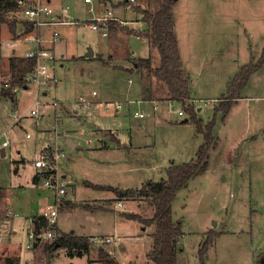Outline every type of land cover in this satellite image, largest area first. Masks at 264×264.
I'll return each instance as SVG.
<instances>
[{
    "label": "rangeland",
    "instance_id": "1",
    "mask_svg": "<svg viewBox=\"0 0 264 264\" xmlns=\"http://www.w3.org/2000/svg\"><path fill=\"white\" fill-rule=\"evenodd\" d=\"M159 1L150 0L148 6L147 4L143 5L146 9L154 11L158 9ZM64 3L72 10L74 9L73 0H64ZM77 8L80 9L77 17H83V4L79 2ZM173 19L181 56L189 73L198 82L197 90L194 91L196 102L193 105L196 119L201 121L203 126L215 119L214 143L216 140V148L210 151L207 158L206 170L192 178L188 187L179 191L172 202V216L175 221L180 222L181 231L184 233L176 244L178 250L176 264H199L198 249L207 238L208 232L217 237L208 248L205 257L206 264H264V136L261 137V140H256L255 145L251 148L246 146V143L245 147L246 151L249 149L248 161L250 163L246 169L235 170V172L226 170L222 175L225 180L219 179L222 166L220 158L224 148L242 133L249 132V136H251L256 135L260 128L264 131V62L252 78L253 81L245 89L247 96L253 98L258 96V99H253L250 106H247L246 102L239 103L240 105L234 107L225 120V117L222 118V113L216 114L214 109L221 103L222 98L226 97L227 83L235 76L239 67L255 63L261 56L264 48V0H177ZM64 27L56 29L60 35V40L55 43L58 60H61L58 49L62 44L65 53L79 56L85 47L90 45L95 49L96 42L103 40L98 32H91L82 26ZM2 41H5V38L0 35V42ZM61 64L59 61L54 71L56 79L62 81L56 88L49 85L41 87L37 92L36 86L30 85L28 90L16 92L18 100L16 108L19 112L18 115L23 117L22 129L18 126H9L14 118V107L11 101L0 102V133L2 134L0 147L4 141L8 142L7 160L0 158V178L7 182H13L15 177L13 176L11 179V168L8 164L18 156H22L26 160L25 167H23L25 171L18 181L24 188L17 190L12 199L14 207L20 211L17 212L22 218L29 216L28 209L33 210L34 208L29 202L33 189L24 183L29 176L30 161L33 160L35 153L40 152L41 145L49 143L53 146L54 142L49 136L42 140L39 131L46 130V134L54 133L53 138L56 137V133L53 131L54 103L57 100L73 110L80 107L77 102L81 97L90 102L86 94L90 95L91 92H95L101 98L99 87L103 82L96 84L87 80L84 82V75H79L77 71L80 66L70 65L61 69ZM97 67H102V65L98 63ZM1 71L4 75L7 73L5 70ZM93 71L98 75L99 69L96 68ZM8 80L7 84L2 82L0 87L10 86V78ZM49 87L53 89H48V94L44 96L43 93ZM113 87L116 89V97H113V100L101 98V101L125 100L119 86L115 83ZM117 90H119V94H117ZM32 104L37 110V116L34 118L29 114ZM198 108L201 111H198ZM129 111L131 120L122 121V125L128 128V123L131 121V125L138 126L141 123L145 127V120L132 119L134 111H139V107L133 104ZM168 111L171 123L165 129L157 132V143L159 138L161 142L156 146L160 153L169 157L170 160L188 163L195 157L196 151L199 149L197 147L198 149L194 151V144H198L200 147L203 138L197 135L196 128L190 121L186 125H180L182 120L189 118L188 113L183 110L181 105L176 102L170 104ZM179 111L185 113L183 118L178 116ZM43 116L44 122L40 123ZM116 121H120V119H116ZM116 121L109 120L111 124ZM62 122L60 127L63 128L58 130L60 131L58 134H63L64 130L72 132L77 129L72 120ZM3 131H6L7 135H4ZM31 133H33V139L27 140L26 135ZM111 138L113 137L111 136ZM87 139H90L88 135L80 140L74 137L78 146L81 147L83 141ZM60 145L61 149L70 152L66 147V149L63 148L64 141H61ZM243 149L244 147L241 151ZM9 155H11V159H9ZM89 173V177L96 178L91 175V170ZM64 182L68 186L66 194L59 198L62 203L66 201L67 195L71 191L69 186L75 184L69 176L65 177ZM46 192L54 194L50 189ZM77 193V197L82 201L94 200L101 194L107 195L92 189L82 190V188L77 189ZM134 201L141 207L139 213L142 217L150 218L152 216L153 209L148 199L136 197ZM52 204H54V199ZM85 205L101 209L110 204L101 202L99 205L87 203ZM57 219L64 221L70 219L71 223H79L90 234L97 232L93 228L97 227L98 223L105 226V232L109 231V226L112 230L114 223L113 215L104 213L89 216L81 212H62L59 213ZM124 223L120 227V233L129 237H124L119 244H114L115 261L118 264H151L147 255L151 251L149 249L153 241L152 237L145 235L142 239L135 238L136 234L140 233L138 223L128 221ZM27 230L26 226L25 229L18 230L11 241L12 246L20 247L21 264L26 262V257L32 251L39 255L38 259L41 260V263L48 261V253L45 252V248L50 244L42 243L32 250H26ZM107 245L109 244L102 246L92 244L89 254L98 259L97 250L101 248L107 252ZM49 251L51 252V249ZM60 253L62 254V251ZM61 259L65 260L63 254ZM64 260L58 264H65ZM68 262L70 260L66 261L67 264ZM72 262L86 264V259H74Z\"/></svg>",
    "mask_w": 264,
    "mask_h": 264
},
{
    "label": "crops",
    "instance_id": "2",
    "mask_svg": "<svg viewBox=\"0 0 264 264\" xmlns=\"http://www.w3.org/2000/svg\"><path fill=\"white\" fill-rule=\"evenodd\" d=\"M149 1L150 0H139V2L138 0H90V2H85V0H73L74 9L72 10L65 5L64 0H45L46 4L50 6L55 13L58 15L65 14L69 21L78 22V25H61L56 27V29L64 26H82L91 32H98L100 37L103 39L102 41L96 42L95 49L90 45L85 47L79 56H73L70 55V53H65L62 44L58 49L60 51L58 52L60 55L59 58H61V60L58 61L62 63L60 66L61 69L70 65L80 66L77 71L79 75H84V82H86L85 80L88 82L91 81L92 84L103 82L99 87L100 97L103 99L113 100V97H116V89L113 87L115 83L119 86L121 94L125 97L124 101L103 102L100 100L101 98L98 97V93L94 96L91 92L90 95L86 94V96H88L87 99L90 101V105L82 106V104L78 101L77 104L80 105V107L73 110L69 109L66 104H62L56 100L53 105L55 121L53 131L56 133V137L53 138L54 133L46 134V130L39 131L41 132L40 135L42 140L49 136V138L51 137L50 139L54 141L52 143L53 146L49 143L41 145L39 149L40 152L42 149L47 148H50L53 151L61 152V173L64 178L69 176L76 184L69 186L71 191L68 193L67 199L64 201V205L59 207L57 218L59 217V213L62 212H81L89 216L102 213L113 215L114 220L112 230L111 226H109V231L105 232V226L98 223L97 227L93 228V230H96L97 232H95V234H90L79 223L74 224L71 223L70 219L64 221L56 218L57 225H55L57 231H59L61 235L70 234L78 238L112 237L113 240L109 243V245H107L106 250L107 253H109L114 259L116 254L114 244H119L122 238L129 237L121 235V225L125 224L124 222L126 221L135 222L122 217L121 214L130 213L141 216L139 213L141 207L135 203V198H117L110 191L94 190L93 188L87 186L86 182L98 186L102 185L117 189L121 188L123 190H136L140 189L145 183H147V181L160 182L166 180V170L172 164H187V162L179 163L174 159L170 160L169 157L163 156L156 146L161 142L159 138L157 143V132L165 129V127L171 123V120H169V105L178 102L169 98V96L164 93L162 85L155 79L154 76H149L146 71L140 70L136 67V60L139 59H151L152 67H156L159 63L158 53L150 46L149 41L137 35L138 33L145 32L148 29V25L143 21L142 15L135 9L138 7L146 9L143 4H147L148 6ZM79 2L84 6L83 17H77L80 10L77 8ZM96 18H107L106 36H102L101 31H94L85 25L89 22L98 23V21L95 20ZM10 21L13 20L10 19ZM51 29L52 27L47 29L45 32L46 36H49ZM174 31H176V25H174ZM0 35H3L5 38V41L0 42V84H2V82L7 84L9 82L8 79L10 78L9 61L12 57L21 58L25 52V48L22 45L15 44L16 34H13L7 25L0 26ZM90 50L92 55L88 56ZM52 51L56 56L55 45L52 47ZM179 53L182 58L180 46ZM98 63H100L102 67H97ZM182 63L184 72L191 81L190 104L193 106L196 102L194 91L197 90L198 82L189 73L183 58ZM96 68L99 69L98 75L93 71ZM1 70H5L7 73L4 75ZM257 72L258 70L255 71V74L249 78L247 84L241 90L240 98L232 104L230 111L225 116L224 120L230 112H232L234 107L239 106L243 102H246V105L250 106L253 99L256 100L259 98L258 96L255 98L249 97L246 95L245 91V89L253 81L252 78L257 74ZM237 73H235V75H237ZM61 83L62 81L59 80V82L52 87L56 88ZM52 87L47 88L43 95H47L48 89H53ZM101 88H103V91H101ZM21 91L22 90L18 92L20 93ZM118 91L119 90H117V94H119ZM4 100L11 101L14 107V118L9 126H18L22 129L23 125L21 124V121L23 117L18 115L19 112L16 108L18 104L16 93L13 92V96L11 98H4L0 96V102ZM104 104H108V108H104ZM133 104L139 107V111H134L132 119H138L140 121L145 120V127L141 123H139L138 126L131 125V121L128 123V128L122 125V121H125L126 119L131 120V112L129 109L130 106H133ZM116 105H118L117 108ZM34 108V104H32L31 109ZM197 110L201 111L199 108ZM184 116L185 113L183 116L179 117L183 118ZM31 117L34 118L35 116L31 115ZM110 119L115 121L116 119H120V121H116L114 124H111L109 122ZM66 120H72V123L77 129L72 132L64 130L63 134H58L60 132L58 130L63 124L62 121L65 122ZM185 120H187V118L180 122L181 126L188 123V121L185 122ZM43 122L44 116L42 117L40 123ZM35 127L37 128V125H35ZM3 133L4 135H7L6 131H3ZM27 135V140L31 138L33 139V133H31L29 137H27ZM85 135H88L90 139L83 141L82 147L78 146L79 144L76 140H74V137L80 140ZM111 136L113 138H111ZM263 136L264 131L260 128L256 135L249 136V132L242 133L230 145H227L223 150L222 157L220 158L222 166L220 167L221 175L219 179L222 181L225 180L222 178V175L226 170L235 172V170L246 169V167L250 164L248 161L249 149L246 151V143V146L251 148L255 145V141L261 140V137ZM61 141L65 142V146L63 147L62 145V147L64 149H69L70 152L61 149ZM215 144L216 140L213 147L209 150L208 156L210 151L216 148ZM7 146L8 142L6 146L2 147L1 145L0 147V158L2 160H7ZM197 147L199 148V145L194 144V151L195 149H198ZM242 147H244V149L241 151ZM9 159H11V155H9ZM10 164H8V166L11 168V179L14 176V181L7 182L6 180L4 181L0 178V264H21V250L19 246L11 245L12 237L17 234L18 230L25 229V226L28 227V232L32 229L33 221H35V219L38 218L45 211V209L53 203L54 194L50 192L47 193L46 189L42 188L39 184L37 179V170L33 167L31 160L28 172L29 176L25 179L24 183L30 189H33L29 202L34 208L33 210L28 209L27 213L29 216L22 218L17 212L19 210L14 207L12 199L17 190L24 188V186L20 185V182L18 181L20 180L21 174L25 171V168L23 167H25L26 160L22 156H18L17 159H12ZM89 170H91V175H94L96 178L89 177ZM79 188H82V190L92 189L107 195L101 194L99 198H95L94 200L82 201V199L77 197V189ZM101 202L109 203L110 205H105L96 212L85 208L82 209L80 207V205H84L86 203L99 205ZM251 214H253L252 211ZM143 218L150 219L152 217ZM135 223H138V229L140 232L136 234L135 238L138 237L139 239H142L145 235L148 237L151 236L153 226H145L138 221ZM152 243L149 251L152 248ZM46 249L47 248H45V252L48 253V261L41 263V260L38 259L39 255H37L35 251H32L30 255L26 257L27 259L24 264H58L59 262H62L61 260H64H60L62 254L65 258V264H67L66 261L68 260H70L68 264H74L72 262L74 259H86V264H104V262L96 257L80 253V251L75 249L57 248L55 250H51V252L49 250L46 251ZM60 251H62V254ZM89 259L91 261L90 263L88 262Z\"/></svg>",
    "mask_w": 264,
    "mask_h": 264
},
{
    "label": "trees",
    "instance_id": "3",
    "mask_svg": "<svg viewBox=\"0 0 264 264\" xmlns=\"http://www.w3.org/2000/svg\"><path fill=\"white\" fill-rule=\"evenodd\" d=\"M177 0H160L158 9L151 11L140 7L135 10L142 15L143 21L148 25L145 32L137 35L149 41L150 46L158 53L159 63L156 67H152L151 59L136 60V67L146 71L150 76L162 85L164 93L169 98L177 101L183 110L188 113L190 121L196 128L197 134L203 138L202 144L195 154V158L187 164H172L166 170V180L160 182L147 181L140 189H117L109 186H98L86 182V185L94 190H105L112 192L117 198H145L148 199L153 209L152 218L145 219L141 216L122 213L121 216L128 220L140 222L145 226H154L151 232L153 239L152 248L147 255L151 264H176L178 250L176 244L178 239L184 235L181 231V224L175 221L172 216V202L176 194L182 189L187 188L189 181L195 176L203 173L208 165V152L213 147L215 119L208 122L204 126L201 121L196 119V111L190 104V78L185 74L183 69L182 58L179 53L178 40L174 31L173 10L176 7ZM17 11L16 0H0V26L7 25L13 34L16 33L15 22L10 21V14ZM264 62V48L261 56L255 63H250L240 67L237 75H235L226 86V97L222 98L221 103L216 106L215 113H222L224 118L236 100L240 98L241 90L247 84L249 78L255 74ZM10 63V86L0 87V96L11 98L13 96V88L22 84V77L33 68L32 60H24L19 57H12ZM91 211H99L89 205H82ZM46 225V221H42ZM217 237L215 234L209 233L198 249L199 264H206L205 257L208 248ZM92 243L90 238H78L70 234H62L60 238L47 247L46 251L57 248H68L80 251V253L90 255ZM97 257L106 264H118L115 259L104 249L97 250ZM91 262L90 259L88 261Z\"/></svg>",
    "mask_w": 264,
    "mask_h": 264
},
{
    "label": "built area",
    "instance_id": "4",
    "mask_svg": "<svg viewBox=\"0 0 264 264\" xmlns=\"http://www.w3.org/2000/svg\"><path fill=\"white\" fill-rule=\"evenodd\" d=\"M90 2V0H85ZM17 11L11 13L9 18L15 22L16 30V45H22L25 49L23 56L24 60H32L33 68L22 77V84L13 88L16 93L20 90H26L30 85L37 88V92L41 87L55 85L59 82L56 79L54 71L59 63L58 58L54 55L52 47L59 41L60 35L56 27L61 25H78V22L69 21L65 14L58 15L55 11L46 4L45 0H16ZM19 20V22H17ZM98 23H86L90 29L101 31L102 36L107 35V18H96ZM52 27L49 36H46V31ZM54 27V28H53ZM92 92V95H95ZM82 106H89L84 97L79 99ZM56 105V104H55ZM108 104H104V108H108ZM118 105H116V108ZM30 114L37 116V110L31 109ZM183 111L179 112V116H183ZM141 116V114H140ZM2 134L0 133V138ZM29 137V135H27ZM7 145V141L2 143V147ZM62 155L58 151L42 149L36 153L32 165L37 170V179L42 188L52 190L54 192V204L49 207L33 221L32 229L27 234L28 243L27 250H32L34 247L48 243L52 244L57 241L61 234L56 228V216L59 207L64 205L59 199L66 194L68 184L64 182L63 174L60 172V159ZM62 174V175H61ZM46 221V225L43 224ZM113 240L112 237H91L90 242L94 245L102 246L109 244ZM50 246V245H49Z\"/></svg>",
    "mask_w": 264,
    "mask_h": 264
},
{
    "label": "water",
    "instance_id": "5",
    "mask_svg": "<svg viewBox=\"0 0 264 264\" xmlns=\"http://www.w3.org/2000/svg\"><path fill=\"white\" fill-rule=\"evenodd\" d=\"M92 55V52H91V50L89 51V53H88V56H91ZM187 120H185V122H186Z\"/></svg>",
    "mask_w": 264,
    "mask_h": 264
}]
</instances>
